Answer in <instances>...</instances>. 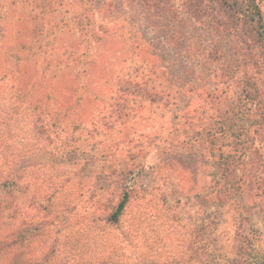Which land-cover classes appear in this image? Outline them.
<instances>
[{
    "label": "rangeland",
    "instance_id": "rangeland-1",
    "mask_svg": "<svg viewBox=\"0 0 264 264\" xmlns=\"http://www.w3.org/2000/svg\"><path fill=\"white\" fill-rule=\"evenodd\" d=\"M106 1V6L100 5L101 14H96L98 33L103 36L88 46L87 36L78 28L86 19V0H0V113L14 107L13 100L18 103L19 93L51 109L71 106L72 119L90 126L112 111L109 100L118 74L144 75L152 87L171 91L174 100L170 106H139L132 101L135 111L128 108L129 121L105 134L100 149L86 151L90 152L88 160L68 167V200L85 216L90 200L112 207L130 169L142 168L133 183L150 203L142 224L150 243L159 244L162 251L183 245V215L193 222L194 230H200L204 218H221L226 221L222 227L225 238L232 237V209L227 197L210 188L207 151L200 145L183 144L211 120L203 118L199 110L207 88L215 86L212 74L217 64L206 56L205 48L219 37L191 20L179 0H175L176 19L166 14L160 17L144 8L141 0ZM105 30L110 34L102 33ZM220 40L229 61L226 70L231 71L236 56L232 38ZM74 55L80 56L76 62L72 61ZM71 71L79 76L71 78ZM226 93L227 108H233L234 88ZM237 120L249 125L246 116ZM3 125L0 123V130L9 129L8 124ZM247 133L248 145L256 153L253 159L249 154L246 163L261 169L264 130ZM45 164L53 167L49 158L42 166ZM38 169L41 167L27 168L17 186L0 191V213L6 211L7 216L15 215L25 223L40 220L52 188L43 184L44 173ZM72 217L77 221V214ZM167 225L174 228L173 233ZM251 225L264 241L260 210L252 213Z\"/></svg>",
    "mask_w": 264,
    "mask_h": 264
},
{
    "label": "trees",
    "instance_id": "trees-1",
    "mask_svg": "<svg viewBox=\"0 0 264 264\" xmlns=\"http://www.w3.org/2000/svg\"><path fill=\"white\" fill-rule=\"evenodd\" d=\"M86 2V19L78 28L90 46L103 36L98 33L96 14H101L100 7L108 2ZM179 2L191 20L206 25L219 37L205 48L206 56L217 64L212 74L215 86L207 88L203 109L199 110L203 118L211 120L183 144L200 145L207 151L210 188L227 197L232 209V237L225 238L222 227L226 221L221 218H204L200 230H194L193 222L183 215V245L162 251L159 244L150 243L142 226L150 203L133 183L142 168L130 169L120 198L112 207L90 200L85 216L70 203L68 167L88 160L90 152L86 151L100 149L105 134L129 121L128 108L135 111L132 101H138L139 106H170L174 100L171 91L152 87L144 75L132 78L118 74L109 100L112 111L90 126L72 119L71 106L51 109L19 93L18 103L13 100L15 106L0 113V123L9 126L0 130V191L17 186L21 173L32 167H41L43 184L52 188L38 222L25 223L2 210L0 264H264L263 237L251 225L254 210L264 215V161L258 169L245 160L251 158L249 154L253 159L256 153L248 145L247 132L264 130V0ZM141 5L160 17L179 16L175 0H141ZM225 37L232 38L236 52L231 71L226 70L229 61L220 40ZM79 57L74 55L72 61ZM68 76L76 79L79 74L71 71ZM229 88H234L236 95V106L230 109L226 103ZM238 116H246L249 125L235 121ZM48 158L53 167L42 166ZM76 214L74 221L72 215ZM165 228L174 231L170 225Z\"/></svg>",
    "mask_w": 264,
    "mask_h": 264
}]
</instances>
